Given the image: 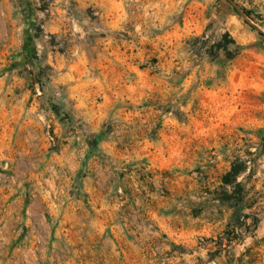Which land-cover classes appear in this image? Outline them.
Returning <instances> with one entry per match:
<instances>
[{
  "label": "rangeland",
  "instance_id": "rangeland-1",
  "mask_svg": "<svg viewBox=\"0 0 264 264\" xmlns=\"http://www.w3.org/2000/svg\"><path fill=\"white\" fill-rule=\"evenodd\" d=\"M233 1L0 0V264H264V0Z\"/></svg>",
  "mask_w": 264,
  "mask_h": 264
},
{
  "label": "water",
  "instance_id": "water-1",
  "mask_svg": "<svg viewBox=\"0 0 264 264\" xmlns=\"http://www.w3.org/2000/svg\"><path fill=\"white\" fill-rule=\"evenodd\" d=\"M230 2H232V3H234V1L233 0H229ZM236 5V4H235Z\"/></svg>",
  "mask_w": 264,
  "mask_h": 264
},
{
  "label": "trees",
  "instance_id": "trees-1",
  "mask_svg": "<svg viewBox=\"0 0 264 264\" xmlns=\"http://www.w3.org/2000/svg\"><path fill=\"white\" fill-rule=\"evenodd\" d=\"M230 53H228V56H230L231 57V55H229Z\"/></svg>",
  "mask_w": 264,
  "mask_h": 264
}]
</instances>
